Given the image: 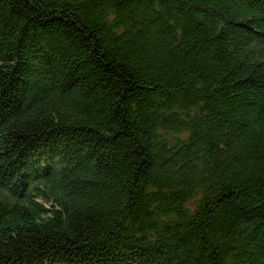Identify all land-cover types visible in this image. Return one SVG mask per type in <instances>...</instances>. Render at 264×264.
<instances>
[{
  "label": "trees",
  "instance_id": "trees-1",
  "mask_svg": "<svg viewBox=\"0 0 264 264\" xmlns=\"http://www.w3.org/2000/svg\"><path fill=\"white\" fill-rule=\"evenodd\" d=\"M0 264H264V0H0Z\"/></svg>",
  "mask_w": 264,
  "mask_h": 264
},
{
  "label": "rangeland",
  "instance_id": "rangeland-1",
  "mask_svg": "<svg viewBox=\"0 0 264 264\" xmlns=\"http://www.w3.org/2000/svg\"><path fill=\"white\" fill-rule=\"evenodd\" d=\"M44 202H46V201H44ZM46 203H49V202H46Z\"/></svg>",
  "mask_w": 264,
  "mask_h": 264
}]
</instances>
